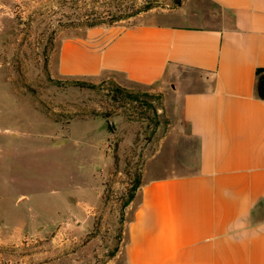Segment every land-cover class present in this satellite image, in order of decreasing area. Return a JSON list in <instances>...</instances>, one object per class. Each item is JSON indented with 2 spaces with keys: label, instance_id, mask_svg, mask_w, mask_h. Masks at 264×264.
Returning a JSON list of instances; mask_svg holds the SVG:
<instances>
[{
  "label": "crops",
  "instance_id": "obj_1",
  "mask_svg": "<svg viewBox=\"0 0 264 264\" xmlns=\"http://www.w3.org/2000/svg\"><path fill=\"white\" fill-rule=\"evenodd\" d=\"M258 69L264 74V0H186L60 44L59 77L162 93L172 121L124 205L121 251L108 264H264ZM98 204L66 208L76 223L68 237L93 225L85 208Z\"/></svg>",
  "mask_w": 264,
  "mask_h": 264
},
{
  "label": "rangeland",
  "instance_id": "obj_2",
  "mask_svg": "<svg viewBox=\"0 0 264 264\" xmlns=\"http://www.w3.org/2000/svg\"><path fill=\"white\" fill-rule=\"evenodd\" d=\"M183 1L0 0V264H108L121 251L124 203L172 121L162 93L59 77L56 58L89 14L124 27ZM85 199L99 200L85 208L93 225L68 237L66 208Z\"/></svg>",
  "mask_w": 264,
  "mask_h": 264
},
{
  "label": "trees",
  "instance_id": "obj_3",
  "mask_svg": "<svg viewBox=\"0 0 264 264\" xmlns=\"http://www.w3.org/2000/svg\"><path fill=\"white\" fill-rule=\"evenodd\" d=\"M152 8V3H147L143 8H139L135 11H131V12H127V11H124V10H119L118 13H112L110 14L111 15V21H118V20H121L125 17H129V16H132V15H135L136 13H138L139 11L141 10H148ZM96 14V13H95ZM104 18L103 16L101 17H97V15H87L86 16V23H85V26L87 27H93V26H97V25H101L102 23H104ZM258 73V80H257V87H258V90L260 92V96L262 98H264V74H262V70L261 69H258L257 71ZM74 83L78 86H81V87H89V86H94V84H91V83H88V82H85V81H74ZM119 91L121 92H125L126 89L122 88V87H117ZM106 117H109V115H106ZM112 124L109 123V128H112ZM113 129V128H112ZM133 197V195H130L129 199L124 203L127 204V202L129 200H131V198Z\"/></svg>",
  "mask_w": 264,
  "mask_h": 264
}]
</instances>
